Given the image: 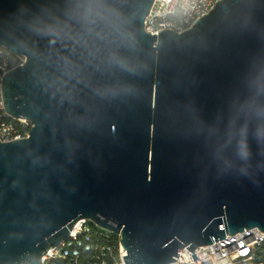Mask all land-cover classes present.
<instances>
[{"label": "water", "instance_id": "1", "mask_svg": "<svg viewBox=\"0 0 264 264\" xmlns=\"http://www.w3.org/2000/svg\"><path fill=\"white\" fill-rule=\"evenodd\" d=\"M155 0H0V264H41L89 219L126 264L264 232V0H220L150 34Z\"/></svg>", "mask_w": 264, "mask_h": 264}, {"label": "built area", "instance_id": "2", "mask_svg": "<svg viewBox=\"0 0 264 264\" xmlns=\"http://www.w3.org/2000/svg\"><path fill=\"white\" fill-rule=\"evenodd\" d=\"M220 0H155L145 19V30L154 35L162 30L182 33L190 29L203 15L209 14ZM27 61L0 45V141L28 138L34 123L7 113L2 94L4 75ZM264 247V232L257 228L235 235H226L210 245L195 250L198 259L187 248L179 251L171 264H249L259 248ZM91 254L92 264H126L127 253L121 245V235L109 231L89 219L77 221L69 237L57 246L49 247L41 264H78L80 258Z\"/></svg>", "mask_w": 264, "mask_h": 264}, {"label": "trees", "instance_id": "3", "mask_svg": "<svg viewBox=\"0 0 264 264\" xmlns=\"http://www.w3.org/2000/svg\"><path fill=\"white\" fill-rule=\"evenodd\" d=\"M78 264H92L91 254H84ZM249 264H264V247L258 249L255 258Z\"/></svg>", "mask_w": 264, "mask_h": 264}, {"label": "bare ground", "instance_id": "4", "mask_svg": "<svg viewBox=\"0 0 264 264\" xmlns=\"http://www.w3.org/2000/svg\"><path fill=\"white\" fill-rule=\"evenodd\" d=\"M125 251V250H124Z\"/></svg>", "mask_w": 264, "mask_h": 264}]
</instances>
